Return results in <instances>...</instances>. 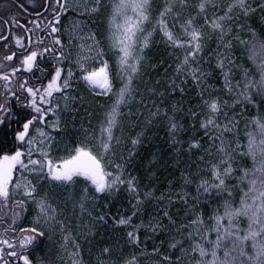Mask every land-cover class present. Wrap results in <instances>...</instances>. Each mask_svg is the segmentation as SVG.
I'll list each match as a JSON object with an SVG mask.
<instances>
[{"label":"snow or ice","instance_id":"snow-or-ice-1","mask_svg":"<svg viewBox=\"0 0 264 264\" xmlns=\"http://www.w3.org/2000/svg\"><path fill=\"white\" fill-rule=\"evenodd\" d=\"M13 3L0 264H264V0Z\"/></svg>","mask_w":264,"mask_h":264},{"label":"flooded vegetation","instance_id":"flooded-vegetation-1","mask_svg":"<svg viewBox=\"0 0 264 264\" xmlns=\"http://www.w3.org/2000/svg\"><path fill=\"white\" fill-rule=\"evenodd\" d=\"M2 2H6V3H9V7H8V5L7 4H4L3 6H2V8H3V15H5V16H7L9 13H11V12H16V11H18V9H17V6H16V4L15 3H13V0H0V3H2Z\"/></svg>","mask_w":264,"mask_h":264},{"label":"rangeland","instance_id":"rangeland-1","mask_svg":"<svg viewBox=\"0 0 264 264\" xmlns=\"http://www.w3.org/2000/svg\"><path fill=\"white\" fill-rule=\"evenodd\" d=\"M83 256H84L85 261L87 262V260H88V253H87V246L86 245H85V251L83 253Z\"/></svg>","mask_w":264,"mask_h":264},{"label":"trees","instance_id":"trees-1","mask_svg":"<svg viewBox=\"0 0 264 264\" xmlns=\"http://www.w3.org/2000/svg\"><path fill=\"white\" fill-rule=\"evenodd\" d=\"M4 4H7L8 7L10 6L9 3L2 2V3H0V7H2ZM160 147H163V141L162 140L160 141ZM161 179H163V177H161Z\"/></svg>","mask_w":264,"mask_h":264}]
</instances>
